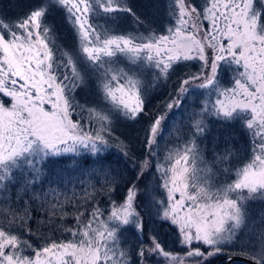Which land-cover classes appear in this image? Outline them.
Segmentation results:
<instances>
[{"label": "snow or ice", "instance_id": "1", "mask_svg": "<svg viewBox=\"0 0 264 264\" xmlns=\"http://www.w3.org/2000/svg\"><path fill=\"white\" fill-rule=\"evenodd\" d=\"M154 7L159 32L132 0H30L14 18L0 9V264H212L233 250L241 264H264V210L248 211L264 202V0ZM53 12L75 33V53L57 43ZM121 18L131 31L111 26ZM173 75L176 87L149 111V93ZM121 117L146 121L140 159L114 136ZM210 121L238 122L247 135L240 167L231 133L223 147L213 137L206 155ZM165 131L177 143L162 153ZM112 148L123 169L109 161ZM157 223L172 228L179 251Z\"/></svg>", "mask_w": 264, "mask_h": 264}, {"label": "rangeland", "instance_id": "2", "mask_svg": "<svg viewBox=\"0 0 264 264\" xmlns=\"http://www.w3.org/2000/svg\"><path fill=\"white\" fill-rule=\"evenodd\" d=\"M132 2L135 5L136 11L137 10L140 11V13L143 14L151 24H154L155 26H158L160 28V24L165 22L163 21L162 16L158 12L157 7H154V5H158L159 3H161L162 0H132ZM27 6L28 5H0V9L2 10L4 9L5 11L3 10V14H6L9 18H14L16 15L25 12L27 9H25L24 7ZM52 18L58 28L57 43L62 45L65 50L75 53L78 49V40L77 37L75 36V33L72 31L70 26L63 21V17L59 12H53ZM111 26L116 31H131L134 27L131 21L125 18H121ZM141 31L143 30L141 29ZM232 78H233V72L227 66L222 67L220 72V79L222 84H224L225 86H231ZM177 83H178V78L176 75H173L167 82H162L163 84L162 89L157 87L154 91H151L149 93V96L150 97L158 96L162 98L164 101L165 95L168 92H171ZM160 90L163 91L161 95H160ZM93 91H94V85L89 84L81 91L80 98L81 99L90 98ZM189 102L191 103V101ZM177 119L178 118L174 119V121H176ZM209 127L211 129L210 138H212L213 136H219L222 142L224 141V137L227 134L229 133L238 134L236 130L234 128H231L228 124L210 121ZM113 129L115 131V137H118L119 140L129 143L133 149L132 152L134 151L136 152L137 149L143 147V139H144L143 128L140 125H138L137 122L132 120H126L121 117L120 119L114 120ZM220 131H221V136L219 134ZM168 134L169 131H165L164 133L165 136L163 137L165 138ZM241 135L247 137V135L243 132L242 129H241ZM176 140H177L176 136L174 135V138L171 141L175 142ZM234 141L236 143H234L233 146L236 149H238L240 154V156L237 157L238 160H240V157H246L245 156L246 148L247 146L250 147L249 142L246 143V140H242L243 142H239L236 140ZM210 149H212L211 146ZM234 164L237 166V163ZM233 170L235 172V169ZM32 243L36 244L35 240H33ZM225 256L226 255L219 257L221 258Z\"/></svg>", "mask_w": 264, "mask_h": 264}, {"label": "trees", "instance_id": "3", "mask_svg": "<svg viewBox=\"0 0 264 264\" xmlns=\"http://www.w3.org/2000/svg\"><path fill=\"white\" fill-rule=\"evenodd\" d=\"M29 3H30V0H0V5H29ZM24 8L28 9V6L24 7ZM137 13L140 14L141 18L145 20V26L146 27L151 28L152 30H154L156 32L160 31V28L158 26H155L154 24H151L145 18V16L140 13V11L137 10ZM118 32H120V31H118ZM184 70L187 71L189 69H184ZM190 70L191 71H196L197 69H196V67H191ZM175 87L176 86H174V88ZM158 88L162 89L163 88V84L161 83L158 86ZM174 88H173V90H174ZM162 92L163 91L160 90V95L162 94ZM166 98H167V94L165 95V99ZM149 99H150V103L148 104L149 111L154 110L158 105H161L162 101H163V99L158 97V96H154V97H150L149 96ZM176 118H178V119L176 121H174V120L171 121V123L175 124L180 119L179 113L177 114ZM114 120H115V118H114ZM114 120H113V122H114ZM135 122H137L138 125H140L143 129H144V127H146V121L144 120V118H139ZM230 127L234 128L236 130V132L238 133V134H235V133L232 134L234 140L239 141V142H243L242 140H246V143L248 142V137H245V136L241 135V127L239 126V124L237 122L233 123ZM210 134H211V131H210V133H208L207 139L204 142V146H206V148L208 149V151L206 152V155H209L210 152H211L210 146L211 147L213 146V143H214L213 137H219V136H213L212 138H210ZM219 134L221 136V131H220ZM114 136H115V131H114ZM173 138H174V135L168 134L165 138L163 137V139L160 140V145H161V149L160 150H161V152H164L166 146L167 147L175 146V144L177 143V140L175 142L171 141ZM219 141H220V146L223 147V142L221 141L220 137H219ZM248 149H249V147L247 146L245 156L248 155ZM109 151L111 153V155L109 156V161L112 162L113 168L116 169V170L123 169V167H124L123 162H120V163H116L115 162L118 159V156H119L118 150L116 148H112ZM143 151H144L143 147L139 148V149L136 150V152L135 151L132 152V155L135 156L137 159H140ZM90 159L91 158L89 157L88 160H90ZM88 160H84V167L88 166ZM233 162L237 163L236 167H240L241 166V163L239 162L238 158L234 159ZM70 163H71L70 161H67V162L62 161L61 162V166L67 168V167H69ZM231 178H234V170H233V176ZM97 186H99V185H97ZM97 200L100 202V207L102 209H106L108 207V200L105 197H97ZM33 208L36 209L33 212V216H34L35 220H43V219H45L42 210H40L36 205H33ZM261 210H264V202H249L248 211H249L250 215L256 216ZM72 222H73L72 218L68 217L67 220H66V223L71 225ZM32 227H33V230L35 231L37 229V224L35 222H33L32 223ZM150 228H156L158 230L160 238L165 241V243L167 244V247L170 250H176V251L180 250L179 244L176 243L175 232L172 230V228L169 225L164 224L163 226H161L159 223H157L155 225H150ZM39 231L43 232V233H47V229L43 228V227H41L39 229ZM57 235H59V233H57ZM125 236L130 237L131 234L130 233H125ZM61 238H63V237H61ZM33 240H35L36 244L42 243V241L38 240L36 237H33L32 241ZM182 254L183 253L181 252V255ZM229 254L233 255V254H238V253L235 250H233L231 253H229L227 251L225 252V255H229ZM219 258L220 257L213 258L212 259V264H225V261L221 260L223 257H221L220 259ZM241 262L242 261H236V262H234V264H241Z\"/></svg>", "mask_w": 264, "mask_h": 264}, {"label": "water", "instance_id": "4", "mask_svg": "<svg viewBox=\"0 0 264 264\" xmlns=\"http://www.w3.org/2000/svg\"><path fill=\"white\" fill-rule=\"evenodd\" d=\"M233 256L236 257V259L234 260V262H236V261H242L244 259V257L241 256V255L233 254ZM221 260H224L225 261V257H223Z\"/></svg>", "mask_w": 264, "mask_h": 264}]
</instances>
